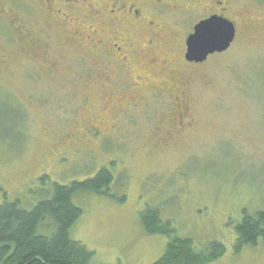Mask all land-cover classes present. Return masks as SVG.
Returning <instances> with one entry per match:
<instances>
[{"label": "rangeland", "instance_id": "rangeland-1", "mask_svg": "<svg viewBox=\"0 0 264 264\" xmlns=\"http://www.w3.org/2000/svg\"><path fill=\"white\" fill-rule=\"evenodd\" d=\"M258 8L251 14L259 23L253 20L227 52L200 66L181 63V36L191 31L178 30L172 53L181 84L172 71L163 78L180 88L182 125L162 110L126 109L129 116L111 134L105 132L109 108L95 106L87 85L104 70L88 52L86 9L64 20L41 0H0V204L5 194L29 210L40 200L42 176L64 186L106 167L115 178L125 176L118 195L126 201L75 196L83 215L70 234L98 264H152L161 257L166 240L144 235L139 223L155 205L196 251L223 244L225 254L211 264H264V243L234 253L242 212L264 210V15ZM3 113L12 120L1 122ZM91 122L97 133L87 131Z\"/></svg>", "mask_w": 264, "mask_h": 264}, {"label": "flooded vegetation", "instance_id": "flooded-vegetation-1", "mask_svg": "<svg viewBox=\"0 0 264 264\" xmlns=\"http://www.w3.org/2000/svg\"><path fill=\"white\" fill-rule=\"evenodd\" d=\"M41 1L64 20H70V13L77 8L83 6L86 9L85 21L89 23L87 29L91 32L87 38L88 52L95 64L102 63L104 70L100 79L89 76L87 85L96 93L93 94L96 97L95 106L100 102V107L109 108L106 119L111 124L105 132L111 134H114L123 116L127 115L126 109H144L148 112L162 110L160 112L170 113L164 114L166 117H174L182 125L183 116L178 113L181 99L176 92L179 87L169 78H163L165 72L170 74V71L176 80L181 76L180 68L173 61L176 54L172 53L177 51L176 38L180 28L187 26L191 31L181 36V63L186 67L200 66L212 57L227 52L238 39L239 31L247 29L253 20L259 23L251 14L254 9L259 7L263 10L261 15H264V0ZM211 18L226 20L234 27L232 44L227 51L209 56L204 63L187 62L188 37L194 33L197 25ZM167 28L171 29L170 33L166 31ZM15 31L18 32L19 27ZM84 100L91 105L89 96ZM87 131L97 133V123L91 122ZM62 143L70 144L64 142L63 138ZM59 145L57 143L58 151ZM71 149L76 147L72 148L71 145Z\"/></svg>", "mask_w": 264, "mask_h": 264}, {"label": "trees", "instance_id": "trees-1", "mask_svg": "<svg viewBox=\"0 0 264 264\" xmlns=\"http://www.w3.org/2000/svg\"><path fill=\"white\" fill-rule=\"evenodd\" d=\"M15 115L22 122L23 114L18 111ZM12 117L3 113L1 122L7 123ZM120 176L115 178L110 169L103 167L92 178L61 186L50 183L44 175L39 179L40 200L29 210L22 208L19 200L8 201L4 194L0 204V264H98L93 252L71 239V231L83 215L73 198L94 195L122 204L126 196L118 195V191L127 183L125 176L122 180ZM139 223L144 235L166 240L164 252L152 264H211L225 254L220 242L196 251L191 239L177 236L172 220L159 205L144 210ZM235 237L236 255L244 248L264 243V210L253 215L243 211L235 226Z\"/></svg>", "mask_w": 264, "mask_h": 264}, {"label": "water", "instance_id": "water-1", "mask_svg": "<svg viewBox=\"0 0 264 264\" xmlns=\"http://www.w3.org/2000/svg\"><path fill=\"white\" fill-rule=\"evenodd\" d=\"M235 37L234 27L223 19L211 18L195 27L186 43L185 60L201 64L215 53L229 49Z\"/></svg>", "mask_w": 264, "mask_h": 264}]
</instances>
